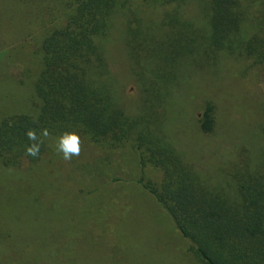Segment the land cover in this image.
Wrapping results in <instances>:
<instances>
[{"label":"trees","instance_id":"trees-1","mask_svg":"<svg viewBox=\"0 0 264 264\" xmlns=\"http://www.w3.org/2000/svg\"><path fill=\"white\" fill-rule=\"evenodd\" d=\"M17 1L18 7L47 5L51 21H61L43 24L36 52L15 60L19 73L10 74L15 61L0 64V93L7 84L22 87L0 94V165H34L66 132L108 151L133 148L142 167L135 181L169 214L202 264H264V125L249 152L238 149L205 169L185 158L167 123L190 102L198 105L202 90H233L211 81L226 71L224 57L241 66L238 102L253 104L259 96L263 104L256 88L264 76V0ZM215 112L208 101L203 132L214 131ZM29 130L40 142L35 157L26 152L34 143ZM84 209L66 223L69 251L84 239L85 248L114 264L128 240L98 207Z\"/></svg>","mask_w":264,"mask_h":264},{"label":"rangeland","instance_id":"rangeland-1","mask_svg":"<svg viewBox=\"0 0 264 264\" xmlns=\"http://www.w3.org/2000/svg\"><path fill=\"white\" fill-rule=\"evenodd\" d=\"M16 1L0 0V28L7 30L0 29V64L32 56L42 40L43 24L51 28L61 21V17L51 21L47 5L41 7L35 1L18 7ZM14 10L25 18L9 15ZM10 16H15L14 23H9ZM221 61L226 71L211 81L221 84V89L226 85L225 92L228 87L233 90L225 94L204 89L198 93V105L190 102L188 108H182L183 116L177 111L176 122H167L177 147L186 152L185 158L205 169L238 149L242 154L249 152L253 143L260 142L261 137L254 134L264 125V101L261 105V98L255 96V103L242 105L236 97L235 87L243 81L241 66L232 57ZM11 64L10 74L22 70L20 61ZM20 89L19 84H7L0 94ZM133 89L134 84H129L128 91ZM256 89L264 96V76ZM210 100L216 105V126L207 133L200 121ZM4 114L0 107V116ZM58 138L50 141L47 155L32 166L0 165V264H29L34 258L42 264H105L106 256L85 248L84 239L76 242L73 251L68 249L72 244L63 232L82 204L85 209L98 207V213L107 215V223L115 219L121 237L128 240V253L119 251L114 264H202L169 214L135 181L142 176V167L133 148L108 151L80 139L79 155L66 160L57 150ZM150 169L146 168L149 176ZM114 177L120 180L113 181ZM2 233L8 236L6 240Z\"/></svg>","mask_w":264,"mask_h":264},{"label":"clouds","instance_id":"clouds-1","mask_svg":"<svg viewBox=\"0 0 264 264\" xmlns=\"http://www.w3.org/2000/svg\"><path fill=\"white\" fill-rule=\"evenodd\" d=\"M47 133H45L46 135ZM28 139L34 143L26 146V152L30 156H37L40 151V142L37 141L36 133L33 130L27 132ZM57 150L62 153L64 159H71L72 156H78L80 153V139L74 132H66L57 140Z\"/></svg>","mask_w":264,"mask_h":264}]
</instances>
